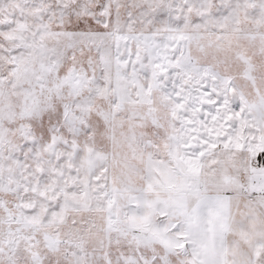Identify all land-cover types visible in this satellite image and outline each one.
Segmentation results:
<instances>
[{
  "label": "snow or ice",
  "instance_id": "6c2138e0",
  "mask_svg": "<svg viewBox=\"0 0 264 264\" xmlns=\"http://www.w3.org/2000/svg\"><path fill=\"white\" fill-rule=\"evenodd\" d=\"M0 264H264V0H0Z\"/></svg>",
  "mask_w": 264,
  "mask_h": 264
}]
</instances>
